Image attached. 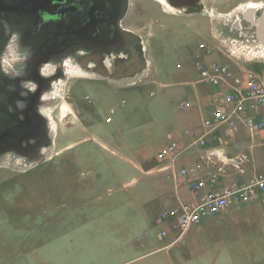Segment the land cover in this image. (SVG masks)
<instances>
[{"label": "rangeland", "instance_id": "1", "mask_svg": "<svg viewBox=\"0 0 264 264\" xmlns=\"http://www.w3.org/2000/svg\"><path fill=\"white\" fill-rule=\"evenodd\" d=\"M251 2L264 0H205L191 13L126 0L123 27L140 40L145 61L139 74L105 76L99 61L71 53L43 69L51 77L42 108L51 144L41 149V163L15 152L0 159V264H264V215L245 217L250 205L211 217L220 240L197 227L174 246L173 237L159 238L167 229L162 215L173 207L169 182L153 170L173 134L198 118L208 88L196 83L199 44L210 48L201 61L264 76V54L234 18ZM20 32L4 53L9 67L22 68L31 54ZM189 99L194 110H182ZM65 103L71 109L64 116Z\"/></svg>", "mask_w": 264, "mask_h": 264}, {"label": "flooded vegetation", "instance_id": "2", "mask_svg": "<svg viewBox=\"0 0 264 264\" xmlns=\"http://www.w3.org/2000/svg\"><path fill=\"white\" fill-rule=\"evenodd\" d=\"M213 1L219 5L226 2ZM126 6V0H0V159L10 152L26 155L23 157L32 161L44 158L40 151L47 142L49 125L42 108L51 79L43 72L45 67L71 53V57L85 56L88 62L99 61L97 70L103 73L105 69L110 77L128 74L130 69L125 65L130 54L115 45L127 44L131 52L138 53L141 42L118 41L121 38L117 35L122 32L133 33L123 27ZM247 10L235 15V22L243 23V34L256 40V23L264 8L254 9L252 15ZM18 30L22 48L31 53L22 68L4 64V53ZM110 57L113 60L108 65ZM85 66L90 69L88 64Z\"/></svg>", "mask_w": 264, "mask_h": 264}, {"label": "built area", "instance_id": "3", "mask_svg": "<svg viewBox=\"0 0 264 264\" xmlns=\"http://www.w3.org/2000/svg\"><path fill=\"white\" fill-rule=\"evenodd\" d=\"M260 46L257 44V49ZM210 53L206 43L197 47V73L202 83L208 84L221 92L219 103L221 110L210 118L203 120L200 127L193 126L186 131L192 139L190 147L197 146L206 150L209 143H223L234 137L239 126L243 125L251 135L264 131V76L253 69L246 68L236 71L226 62L201 61L202 57ZM191 101L181 104L182 110L193 108ZM185 149L178 141H172L157 154L159 164L167 165L172 173L164 176L167 181L178 183L182 178L186 182L189 194L204 191L208 184L218 186L220 174H225L227 167H234L243 174V164L247 163L245 156L229 158L224 150L203 152L199 161L192 166L176 168V161ZM43 160V159H40ZM33 162V161H32ZM35 162V161H34ZM39 162V160L37 161ZM40 163V162H39ZM217 166L218 172L205 174V167ZM228 173V172H227ZM264 199V177H254L241 185H227L219 190L210 191L195 203L181 200L168 212L163 213L162 221L167 226L159 236L162 239L173 237L169 246L184 242L187 233L200 225L204 219L221 215L229 208H238Z\"/></svg>", "mask_w": 264, "mask_h": 264}, {"label": "crops", "instance_id": "4", "mask_svg": "<svg viewBox=\"0 0 264 264\" xmlns=\"http://www.w3.org/2000/svg\"><path fill=\"white\" fill-rule=\"evenodd\" d=\"M255 41L258 43L259 46H263L262 42L259 41L258 39H256ZM196 53L197 52L194 53L193 58L198 59L196 57ZM196 67H195V71H197ZM196 83L201 84V86L203 85L204 87H208L206 89L207 91H204L205 93L203 92L204 94H202V92L200 94L202 102H200V99H198L199 101L197 100L199 103V107L201 108L197 110L196 113H193V116L195 117L196 115L195 118L197 117L198 118L193 121H190L192 118H183V120L185 119V121L187 122L190 121V122L181 131H176L173 134L172 139L170 141V143L172 141H178L180 143L181 148L185 149L184 152L179 157V159L176 161L175 165H176L177 170H180L182 167H185V166L194 165L195 163L199 161V155L201 153L207 152V151H214V150H224L229 158H235L239 155L245 156L248 161L246 164H243L242 166L243 170H245L243 174H240L239 171L234 169V167L232 166L227 167L226 173L220 174L218 186L213 187L211 184H208V186L206 187L204 191H200L199 193H196V194L188 193L186 182L182 178L178 179V183L174 181H168L169 183L167 184V186L171 194L168 200V203H170L171 208L175 207L179 200L183 202H187V203H195L199 201L203 197V195L206 194L207 192L219 190L220 188L227 186V185L241 186L249 182L255 176L264 177V131L257 132L254 135H251L249 131H247L243 125H240L237 134L232 138H228L223 143L210 142L209 147H207L206 150L200 149L197 146L190 147V144L192 143V139L186 134V131L193 126L200 127L204 119L213 117L217 113V111L221 110L220 103H219L221 92L219 91V89L214 88L208 84L202 83L199 80V78L196 79ZM193 88H196V87L194 86ZM193 94H197L196 90H194L191 95ZM188 101H191L194 105V99L184 100L182 103L188 102ZM191 110H194V106L188 111H191ZM261 111L264 112V109ZM156 161H157V156H156ZM219 168L220 166L217 167V166L208 165L205 167L204 173L205 174H209L211 172L215 173L219 171ZM153 170L158 173H161V176L163 178L166 174L172 173V171L168 169L167 165H162V164H159V166L156 168H153ZM248 205L250 206L247 207L248 210L244 213V216L247 217L248 219L249 218L255 219L256 216L257 217L262 216V215H259L260 213H263L264 215V199L248 204ZM224 214L220 216H223ZM238 215L240 216L241 213L240 214L238 213ZM206 220H212V222L207 223L208 227H205V226L202 227L203 223ZM216 222L217 221H215V219L213 218L204 219L203 222L197 226V228L199 229L197 233L202 232L205 237L207 232H210L214 235L215 238L219 239L217 237L218 228L215 225ZM220 222L221 220L219 221V223ZM213 225H214V232L212 230ZM159 238L161 237L159 236ZM226 239H227V235L223 240H221L222 242L220 245L221 247L226 245V242H227Z\"/></svg>", "mask_w": 264, "mask_h": 264}, {"label": "water", "instance_id": "5", "mask_svg": "<svg viewBox=\"0 0 264 264\" xmlns=\"http://www.w3.org/2000/svg\"><path fill=\"white\" fill-rule=\"evenodd\" d=\"M168 3L175 8L176 10H185L188 13L191 12H195L199 9L201 1L202 0H167ZM255 12L254 9H248L246 11V13L252 15ZM258 26V40H260L262 42V45L264 47V13L262 14V16L260 17V19L258 20V22L256 23ZM137 38L136 35H134L133 33H128V32H122L121 34L117 35V38H121L118 41H128L130 39H134ZM136 41H140L138 38L136 39ZM116 48H118L119 50H123L124 53L126 54H130V58L127 61L125 68L130 69L128 71V74H126V77H133L136 74H139V72L142 70L143 66H141L140 61H141V55H142V51L139 48L138 53L135 52V50H133V52L130 51L131 47L128 46L127 44H116L115 45ZM141 53V55H140ZM138 64H139V68H138ZM133 67V68H132ZM104 72L102 73L105 76H109L108 72L104 69ZM111 77H113L111 75ZM117 78V77H114ZM119 78V77H118ZM47 142L41 146V148H46L49 147V145L51 144V138L50 136L47 134ZM19 155H22L21 153H18ZM22 156H26V155H22Z\"/></svg>", "mask_w": 264, "mask_h": 264}, {"label": "bare ground", "instance_id": "6", "mask_svg": "<svg viewBox=\"0 0 264 264\" xmlns=\"http://www.w3.org/2000/svg\"><path fill=\"white\" fill-rule=\"evenodd\" d=\"M159 3H161L167 10L173 12L175 11L176 9L173 8L167 0H157ZM261 8H264V2L262 3H259V4H256V3H249V6H248V9H255V10H258V9H261ZM260 49H258V53H263L264 54V47L263 46H260L259 47ZM69 68V69H67ZM66 70L68 71V73L71 71L70 67H67ZM77 72L78 76L80 77H89L88 74H86V72H83V71H76ZM70 104L69 103H65L63 104V106L61 107V112H62V115H66L68 112H70L69 110L71 109V107L69 106ZM46 118H50V114L49 113H45L43 114Z\"/></svg>", "mask_w": 264, "mask_h": 264}]
</instances>
